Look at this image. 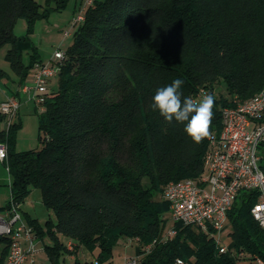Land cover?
<instances>
[{
  "label": "trees",
  "instance_id": "1",
  "mask_svg": "<svg viewBox=\"0 0 264 264\" xmlns=\"http://www.w3.org/2000/svg\"><path fill=\"white\" fill-rule=\"evenodd\" d=\"M67 1L0 0V47L7 46L5 59L20 85L42 62L29 37L35 21ZM18 18L27 24L19 36ZM59 64L58 87L45 93L37 113L39 148L17 150V124L6 126L0 110L2 162L10 175V199L0 211L40 189L56 217L46 228L50 264L80 245L97 249L99 264H112L120 237L138 238L139 251L156 240L139 264L264 262V227L251 214L256 190L240 189L227 213L232 254L220 252L210 232L180 221H172L175 235L161 241L169 203L155 197L169 181L204 170L208 138L223 126L222 108L264 87V0H92ZM177 78L185 97L199 100L204 89L215 98L210 135L199 144L184 124L151 107L156 89ZM27 221L43 238L37 218ZM60 235L75 243L73 251ZM0 246L4 264L9 238L0 235Z\"/></svg>",
  "mask_w": 264,
  "mask_h": 264
},
{
  "label": "built area",
  "instance_id": "2",
  "mask_svg": "<svg viewBox=\"0 0 264 264\" xmlns=\"http://www.w3.org/2000/svg\"><path fill=\"white\" fill-rule=\"evenodd\" d=\"M92 0H85L79 6L73 19L77 24L84 18V12ZM64 51L56 50L49 62H37L31 69V81L23 83L18 95L2 100L1 113L5 125L12 123V116L18 111L22 99L34 100L39 111L44 110L45 93L49 90L51 79L58 74L59 62ZM206 95L203 89V96ZM228 112V122L222 126L218 136L211 135L208 142L218 144L216 160L206 181L176 180L171 192H162V198L169 203L170 218L210 232L219 246L220 252H230L229 246L221 242V233L228 222L227 213L240 189L257 191V200L251 207V214L261 227H264V168L261 167L259 148L264 145V95L255 99L234 101L233 105L223 107ZM5 145L0 143V160L5 157ZM20 204L11 201L0 211V235L9 238L8 252L4 264H35L37 235L32 225L26 223L19 212ZM176 233L170 227L161 241L172 238ZM136 252L126 257L122 264H139L142 256L149 252L156 240L140 246L138 238ZM69 251L75 243L66 242ZM232 254V253H231ZM259 264H264L257 259ZM182 264L181 260H177ZM92 264H99L94 260Z\"/></svg>",
  "mask_w": 264,
  "mask_h": 264
},
{
  "label": "rangeland",
  "instance_id": "3",
  "mask_svg": "<svg viewBox=\"0 0 264 264\" xmlns=\"http://www.w3.org/2000/svg\"><path fill=\"white\" fill-rule=\"evenodd\" d=\"M80 1L85 0H68L65 7L57 10L50 9V11L43 17L37 19L33 26V31L29 35L30 41L34 44L37 55L42 62H49L53 59L56 50L65 51V49L73 41V33L76 29V24H73V19L78 14V5ZM54 6V2L51 3ZM27 24L24 18H18L14 25V32L16 35H23L26 32ZM7 46L0 47V69L5 71L0 72V99L10 98L15 96L13 90H20L23 83L31 81L30 72L25 81L20 85L19 79L12 71L9 63L5 59V50ZM28 48H23L24 59L28 58ZM58 87V75H55L48 85L49 89ZM219 91L223 92L222 89ZM25 94L18 111L12 116V123H16L15 129V148L17 150L37 149L40 147L38 140V117L39 107L32 99L27 98ZM259 154L262 156L264 151L259 148ZM10 175L5 164L0 160V206L4 205L10 199ZM163 192V189H162ZM156 198L162 197V194H156ZM19 212L22 219L28 223L27 219L37 218L38 222L44 229L43 238L37 237L36 248L38 251L35 254V264H48L50 259L44 248L45 244H51L52 239L46 233L48 220L56 221L54 211L48 209L41 199V191L38 187H33L31 191L20 202ZM167 223L166 230L172 226L170 214L166 215ZM231 226L228 224L221 233V242L226 246L232 245V238L230 236ZM62 241L66 242L68 239L60 235ZM1 250V246H0ZM136 252L135 239L120 237L118 242L113 247L112 264H122L126 257L132 256ZM97 249L89 251L84 245H80L78 250L73 253L61 252L60 264H77L79 262H93Z\"/></svg>",
  "mask_w": 264,
  "mask_h": 264
},
{
  "label": "clouds",
  "instance_id": "4",
  "mask_svg": "<svg viewBox=\"0 0 264 264\" xmlns=\"http://www.w3.org/2000/svg\"><path fill=\"white\" fill-rule=\"evenodd\" d=\"M183 85L184 81L177 78L167 86L156 89L151 107L165 120L184 124V132L194 143L199 144L210 135L215 98L211 94L199 100L185 97Z\"/></svg>",
  "mask_w": 264,
  "mask_h": 264
},
{
  "label": "bare ground",
  "instance_id": "5",
  "mask_svg": "<svg viewBox=\"0 0 264 264\" xmlns=\"http://www.w3.org/2000/svg\"><path fill=\"white\" fill-rule=\"evenodd\" d=\"M262 95H264V87H262L256 94L250 96L247 99L259 98ZM1 108H2V101L0 103V110ZM222 119H223V126H226L228 122V112L226 109L222 110ZM217 153H218V144L216 142H209L208 150L206 152L205 161H204V170L197 177L186 178V180L206 181L208 179L209 173L211 172L212 163L214 160H216ZM171 191H172V183L166 184L163 192H171Z\"/></svg>",
  "mask_w": 264,
  "mask_h": 264
},
{
  "label": "crops",
  "instance_id": "6",
  "mask_svg": "<svg viewBox=\"0 0 264 264\" xmlns=\"http://www.w3.org/2000/svg\"><path fill=\"white\" fill-rule=\"evenodd\" d=\"M81 2H82V1H80V3H81ZM77 5H78V8H79V5H80V4H77ZM5 51H6V50H5ZM0 72H1V73H3V72H4L3 74H5V73H6V72H5V71H3L2 69H1V71H0ZM30 75H31V72H30ZM13 91L15 92V94L18 92V90H13ZM15 96H17V95H15ZM13 97H14V96H13ZM7 98H8V97H7ZM7 98H5V99H7ZM10 98H11V97H10ZM5 99L3 98V99H1V101H2V100H5ZM37 237H38V236H37ZM67 241H68V240H67ZM67 241H66V242H67ZM48 264H50V262H49Z\"/></svg>",
  "mask_w": 264,
  "mask_h": 264
}]
</instances>
